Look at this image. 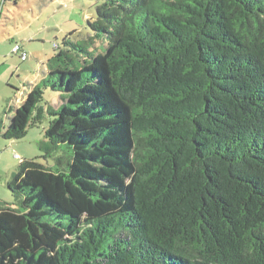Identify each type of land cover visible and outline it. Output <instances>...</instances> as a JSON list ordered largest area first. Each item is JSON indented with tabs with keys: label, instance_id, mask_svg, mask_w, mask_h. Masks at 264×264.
<instances>
[{
	"label": "trees",
	"instance_id": "obj_1",
	"mask_svg": "<svg viewBox=\"0 0 264 264\" xmlns=\"http://www.w3.org/2000/svg\"><path fill=\"white\" fill-rule=\"evenodd\" d=\"M90 1L106 51L56 46L3 129L71 155L20 163L0 264H264V0Z\"/></svg>",
	"mask_w": 264,
	"mask_h": 264
},
{
	"label": "rangeland",
	"instance_id": "obj_2",
	"mask_svg": "<svg viewBox=\"0 0 264 264\" xmlns=\"http://www.w3.org/2000/svg\"><path fill=\"white\" fill-rule=\"evenodd\" d=\"M96 15L97 6L90 0H17L16 4L8 1L0 5V125L3 121L0 127V173L16 165L20 167L15 160L16 154L20 156L18 160L36 159L51 166L57 155H71L65 147L47 153V119L39 127L29 129L25 139L9 142L2 137V132L10 125L29 86L42 82L38 75L49 72L51 59L60 51L56 46L64 48L66 39L72 44L84 45L88 55L68 47L77 67L90 56L106 51L107 37H96L89 26ZM15 45H20L22 52H26L27 61H22L21 55L13 52ZM50 95L48 90L44 101H55ZM0 194L7 197L9 205L16 204L17 199L9 190L0 187Z\"/></svg>",
	"mask_w": 264,
	"mask_h": 264
},
{
	"label": "crops",
	"instance_id": "obj_3",
	"mask_svg": "<svg viewBox=\"0 0 264 264\" xmlns=\"http://www.w3.org/2000/svg\"><path fill=\"white\" fill-rule=\"evenodd\" d=\"M47 73H42V76L38 75L39 81H42L45 78ZM23 100H24V98H23ZM23 100H22V102H23ZM1 125L3 126V121H1ZM1 125H0V127H1ZM11 144L13 145V143H11ZM16 155H19V154H16ZM15 160H16V162H19V164L21 162L25 161L22 158H20L19 160L15 158ZM19 170H20V167L16 165V166H14L12 168H9V170L1 171V173H0V185L1 186L0 187L3 188V189L9 190L8 187L10 186V184L12 183L14 178L16 177V175L19 172ZM5 205L6 206L9 205L7 197L2 195V194H0V206H5Z\"/></svg>",
	"mask_w": 264,
	"mask_h": 264
},
{
	"label": "built area",
	"instance_id": "obj_4",
	"mask_svg": "<svg viewBox=\"0 0 264 264\" xmlns=\"http://www.w3.org/2000/svg\"><path fill=\"white\" fill-rule=\"evenodd\" d=\"M11 1L15 2L17 0H11ZM4 2H5V0H3V4H4ZM13 52L15 54H20L21 55L20 58H21L22 61H27L28 55L26 54V52H24V51L22 52V47L20 45H15L14 49H13ZM19 157H20L19 155H16L15 158L18 159Z\"/></svg>",
	"mask_w": 264,
	"mask_h": 264
}]
</instances>
